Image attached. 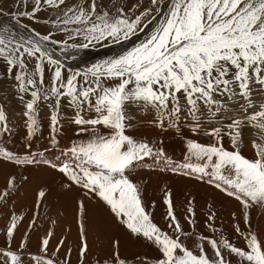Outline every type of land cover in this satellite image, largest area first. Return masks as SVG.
<instances>
[{"label":"snow or ice","instance_id":"snow-or-ice-1","mask_svg":"<svg viewBox=\"0 0 264 264\" xmlns=\"http://www.w3.org/2000/svg\"><path fill=\"white\" fill-rule=\"evenodd\" d=\"M26 2L19 0L21 7ZM147 3L32 0L30 9L14 11L0 5V17L8 18L0 20V170L13 169L0 187V264H71L66 239L52 246L54 230L41 233L35 252L30 248L49 186L36 189L31 218L23 213L24 205L17 210L19 194L33 183L29 169L40 167L59 174L62 189L83 193L76 209L78 264H85L90 251L85 200L93 199L106 206L131 238L155 249L154 264H264V230H253L251 221L253 210L264 213V0ZM41 22L43 33L32 26ZM146 29L144 39L130 50L83 73L65 75L63 63L46 47L119 44ZM44 107L52 149L59 147L65 120L75 126L76 136L88 138L73 142L54 159L45 155L47 147L31 151L42 136ZM141 124L179 136L187 129L210 142L186 138V155L177 162L162 140L130 134ZM18 126L25 130L24 153L9 146L16 142ZM226 138L231 150L224 146ZM245 147L251 148L252 157L243 154ZM15 169L25 174L17 175ZM141 170L149 175H139ZM157 172L206 183L236 201L240 216L232 212L231 219L239 243L216 225L214 205L208 206L204 221L211 235L197 230L193 199L186 200L182 224L167 188L164 220L170 231L156 224L144 190ZM62 250L63 258L58 255ZM129 259L114 239L95 264H129ZM136 264H147V258Z\"/></svg>","mask_w":264,"mask_h":264},{"label":"rangeland","instance_id":"rangeland-1","mask_svg":"<svg viewBox=\"0 0 264 264\" xmlns=\"http://www.w3.org/2000/svg\"><path fill=\"white\" fill-rule=\"evenodd\" d=\"M69 2H71V0H69ZM127 2H129V0H127L126 3ZM131 2H135V0L131 1ZM139 2L142 5H144V6H149L148 3H147V0H140ZM31 4H32V0H27V2L21 7L20 4H19V0H17L16 3H13V0H0V5H4V6L8 7V8H11L13 11L16 10L17 8H20V10H28V9L31 8ZM50 15H54V14H50ZM7 19H8L7 17H0V20H3L5 22L7 21ZM24 23L25 24H30V22L27 21V20H25ZM32 26L36 27L37 30L40 31L41 33L44 32L45 27H46L45 25H43V22H41L40 24H37V25H32ZM13 27H15V26L13 25ZM149 30L150 29H146L145 32L139 33L138 35L131 37L129 40L123 41V42H121L119 44H115V43H111V42H104L102 44H97L95 46H90V47H88L86 49L85 48H80V47H78L76 49H72V48L65 49L62 46H53L51 44H48L46 46L54 53V58H56V59L60 60L61 62L65 63V69H64V74L65 75H68L69 72H71V73H73V72H81V73H83L89 67H92L93 65H95L97 63H101L105 59H110V58L116 57V56L122 54L124 51L130 50L137 43H139L141 40L144 39L146 32L149 31ZM17 32L20 33V34H26V33H24L23 29H17ZM60 35L61 34L57 33L56 38L59 39ZM69 43H72V42L69 41ZM0 70H3V65L2 64H0ZM68 111H69L68 109H65V113H67ZM47 113H48V109L46 107L41 109V118H42L41 119V124H42V128L45 127L46 130H42V136H38L34 140L33 147L31 149V151H33V152L38 151L41 148L44 149L46 147L47 148L51 147V145L48 143V140H49V129H48ZM18 119H19L18 116L16 118H14L13 123H16ZM16 131L18 133V135L15 137V141L16 142H15V144L9 145V146L14 151H17V152H20V153H22L23 151L25 152L26 151V148L24 146L25 145V141H24L25 130H24L23 126H18ZM185 133L191 134L187 129H185L184 134ZM130 134H133V135H135V136H137L139 138H147V139L156 140V141L162 140L163 141V147L166 148L165 151L166 152L170 151V153H168V152L167 153L172 159L174 158L175 161H177L178 157L182 159L183 156H184V154H183V156L181 155L184 150L183 151H182V149L180 150L179 147L175 148L176 141H177V139H179L180 136L176 135L172 131H168L166 133H161L159 130H157L155 128H151V127H148L147 125L141 124V125H138L137 129L134 132L130 133ZM160 134L163 135V136H161ZM169 135H171L172 138ZM165 136L167 137V139L164 138ZM87 138H88L87 135L80 136V137L76 136L75 126L71 125L70 123H68L67 120H65L64 121L63 130L61 131L60 135L58 136L59 147L56 148V149H51L50 148L51 149L50 150L51 151L50 158L55 156L54 153H56V155L59 154L60 150H58V149L60 147H69L73 142H80L81 140H86ZM168 138H169V141H167ZM180 139L182 141H184V142L186 141V143H187V139L185 137L183 139H182V137H180ZM203 140L207 141V142H210L209 138L206 137V136H203V135H200V138H198L197 141L200 142V143H203ZM14 145H17V146H14ZM184 146L186 147V144ZM224 146L226 148H228L229 150H231V146H230L227 138L225 139ZM178 149L180 151H178ZM20 150H22V151H20ZM243 154L245 156L252 157L253 152H252L250 147H245L243 149ZM180 155L182 157H180ZM10 171H13L11 166H4V168L2 170H0V187L3 186L5 176ZM15 172H16L17 175L25 174L23 169H15ZM44 172H46V173L49 172L50 173L51 170H48V169H46L44 167H40L39 169H37V168L36 169L35 168H33V169L31 168V170L29 169V173H30V175L33 178V183L28 185L24 189V191L19 194V197L17 198V210H21V204L24 203L25 200L28 202V205H30V206H32V203L34 201L32 198L35 196V194H34V196H32L31 192H28V191H30L32 189H34V191H36V189L39 188L41 185H48L49 186L48 188H46L47 190L45 189L46 191H49V189H50V194L48 196V200H47V202L45 203V205L43 206V208L40 211L38 231L36 233H33L32 237H31L30 248L32 249L33 252H35V250H36L38 237L41 235V233H43L44 230L47 229L46 226H48V223H50L49 221L47 222L46 220H48L50 218V215H54L55 213L56 214H61V207H60L61 205H60V202L58 200L59 198H57V195H56V194H58V191L56 190L55 184L57 182V184L59 185L62 177L58 176L59 174H57V173L51 172V174H53L54 176L57 177L55 179L56 182L54 184V181L52 179L48 178V174H46ZM143 172L144 173H148L146 170H141L139 172V174L143 173ZM152 174L155 175V176L157 174L159 176V177L158 176L157 177L160 179L159 180V179L155 178V180L158 182L157 185H156V189H159V187L160 188L163 187L162 189H164L165 188L163 186L164 183L168 186L169 190L172 193L174 204H175V201H177V203L175 204L176 214H177V216L180 217L182 224L184 223L186 200L187 199H193L194 200V206L197 209V217H196L197 230L199 232L205 234V235H211L210 231L204 226V221L206 219L205 213L208 210V206L209 205H214L215 206V211L218 214V219L216 220V225L218 226V228H220L224 232L225 236H230L234 243H239V240L235 236V233L233 231V228H232L233 221L231 219V213L232 212H236L237 216L238 217L240 216V207H239V205H238V203L236 201L232 200L231 198H228V197L224 196L222 193H220L215 188H213V187H211V186H209V185H207L205 183H202V182L199 183V184H201L205 188L206 187L207 188L204 189V191H203L202 188L199 189V187H200L199 186L198 187V190H200V193H199V191L196 190V188L193 189V187L197 186L198 183L197 184H192L191 179L188 178V177H181V176L173 175L171 173H158L157 172V173H152ZM46 178L48 180L47 183L44 182V181H47ZM158 180L161 183H159ZM51 181L53 182V184H52ZM152 182H153V185H154L155 182L154 181H152ZM197 182H199V181H197ZM158 185H160V186L158 187ZM74 189L77 190L78 188H74ZM78 190H79V192H82L80 189H78ZM156 191H157V194L152 193V196L154 198L157 197V199H155V200H158V202L156 204L152 203L151 204V208H149V211L153 212V210L155 209L157 213L155 212V210H154L155 213L154 212H153L154 214L152 213L153 216H154L153 219L156 218V219H154V222L156 224H158L161 228H163L165 231H170L169 229H167V223L164 220V216L166 214V206L163 204V195H162L163 192H160L161 191L160 189L156 190ZM24 192L26 194L30 195L29 199L32 200L31 201L32 203L30 201H28L29 199L27 200V196L25 195ZM52 192H54V193H52ZM203 193H204V195H203ZM201 194L203 195V197L201 196ZM52 199H54V200H52ZM216 199H218V200H216ZM213 200H215V201H213ZM56 201H58V204H57ZM77 203L78 202L76 201V205H77ZM219 203H220L221 207L216 206ZM159 204H161V205H159ZM52 205H54V207ZM155 205H157L159 208H157V206H155ZM55 206H56V208H55ZM101 206H102L101 207L102 211H99V210L98 211H90L93 214L94 217L91 218V217L87 216V218L85 220V223H86V225H92L94 223H99L100 224L104 220V222H106L110 226V228H112L116 224V221H115L114 217L113 218L109 217V213H110L109 210L106 211L107 212V214H106V212L104 211L105 206L104 205H101ZM153 206H155V208H153ZM160 206H162V207H160ZM51 207H53L54 209L51 208ZM29 209H30V207L28 208V210ZM58 209H59V211H58ZM25 210L26 209L23 207L22 211H23V213L27 214V217L29 215L30 216L33 215V211H31V210L25 211ZM220 210H221V212H220ZM51 212H52V214H51ZM99 216L101 218H99ZM104 216H107V218L104 219ZM88 218H90L91 220L88 221ZM251 221H252L253 230H256V229L264 230V213H262L260 209L257 208V209H255V210H253L251 212ZM27 223H28V221L25 220L24 221V226L21 227L20 228V232L17 233V240H19L20 234L24 232L25 227L27 226ZM50 225H51L50 228H53L54 224L50 223ZM240 226L242 228H244V224H243L242 220L240 221ZM2 227H3V220H0V228H2ZM185 227H186V229H188V226L186 224H185ZM50 228L48 227V229H50ZM188 230L191 231V229H188ZM54 232H55V238L52 241L54 243L53 246H55L56 241H57L56 237L58 236L57 235V231H54ZM72 234H73L72 235V240L73 241L71 243L65 244V250L68 249V248L72 249L71 264H78L79 235H78V232H75V233H72ZM2 244H3V238H2V235H0V245H2ZM135 247L136 246H129V249L135 250ZM89 248H90V251L88 253V257H87V259L85 261V264H95L96 258L98 256L94 257L90 253L99 254V249H97L96 247H91V246H89ZM49 251L51 252L52 248H50ZM64 254H65V251L62 250L58 255L61 258H63ZM155 255H158V253H155ZM129 258H130L129 259V264H136L137 259L144 260L145 258H147V264H154L155 256L149 254L148 256L140 255V256H131Z\"/></svg>","mask_w":264,"mask_h":264},{"label":"bare ground","instance_id":"bare-ground-1","mask_svg":"<svg viewBox=\"0 0 264 264\" xmlns=\"http://www.w3.org/2000/svg\"><path fill=\"white\" fill-rule=\"evenodd\" d=\"M127 1V0H126ZM131 1H134V0H131ZM140 1V0H139ZM171 134V133H170ZM161 135V134H160ZM159 135V136H160ZM161 136H163V135H161ZM160 136V137H161ZM170 137H171V135H169ZM159 137V138H160ZM180 137H182V139L185 137V138H192V139H196V140H198V138H200V136H195V137H193L192 136V134H188V133H185L183 136H180ZM180 137H179V139H177V141H176V146H175V148H180V150L182 149V151H183V153L181 154L182 156H183V154H184V156L186 155V147L184 146L185 144H186V141L184 142V141H182L181 139H180ZM151 138V137H150ZM164 138H166L167 139V137L165 136ZM172 138V137H171ZM202 138V137H201ZM161 139V138H160ZM165 140V139H164ZM185 140V139H184ZM167 141H169V138H168V140ZM166 142V141H165ZM203 143H209V142H207V141H204L203 140ZM164 149H166L165 147H164ZM179 149H178V151H180ZM177 151V150H176ZM168 152V151H167ZM168 153H170V151L168 152ZM172 153V152H171ZM180 153V152H179ZM48 155V156H47ZM180 155V157H182ZM46 156L47 157H49L50 158V156H51V154H46ZM179 156V155H178ZM184 156H183V158L182 159H184ZM175 157V156H174ZM52 159H54L55 158V156L54 157H51ZM181 158H179L178 157V159H177V162L179 161H181L182 160ZM173 160H174V158H173ZM33 169V168H32ZM36 169V168H35ZM31 170V169H30ZM44 173H46V172H44ZM51 173V172H50ZM46 174H49V172L48 173H46ZM50 175V174H49ZM56 175V174H55ZM139 175H142V176H148L149 175V173H140ZM59 176V175H58ZM158 175L156 174V176L155 175H151V180H150V182L146 185V187H145V190H144V199H145V203L149 206V208H151V204L153 203H157L158 202V200H155V199H157V197H153L152 196V193H155V194H157V191L156 190H161L160 192H163V187L162 188H160L159 186L160 185H158V187H159V189H156V185H157V181L155 180V178L156 179H159L158 177H157ZM177 177V176H176ZM182 177V176H181ZM57 177L56 176H53V180H54V184H55V182H56V179ZM191 179V181H192V184H197L198 183V185L197 186H194L193 187V189L194 188H196V190H198V187H199V189H203V191H204V189H206L203 185H201V184H199V183H201L200 181L199 182H197V180H195V179H192V178H190ZM3 180V179H2ZM46 180H47V178H46ZM58 180V179H57ZM160 180V179H159ZM158 180V181H159ZM152 181H154L155 182V184L153 185V182ZM45 183H47L48 182V180L47 181H44ZM52 182V181H51ZM61 182V181H60ZM159 183H161L160 181H159ZM203 183V182H202ZM52 184H53V182H52ZM163 184V183H162ZM206 184V183H205ZM32 186V185H31ZM162 186V185H161ZM165 188H167V189H169L168 188V186L164 183V185H163ZM30 187V186H29ZM55 187H56V190L58 191V194H56L57 195V198H59L58 200H59V202H60V207H61V214H54V215H50V218L48 219V220H46L47 222L49 221L50 223H52L51 221H55V223H53L54 225H53V228H50V223H48V226H46L47 228L49 227L50 229H54V228H56L57 229V237H56V239H61V238H64V239H66V243H71L73 240H72V233H75V232H78V218H77V205H76V201L78 202V200L80 199V198H82L83 197V193L82 192H79V190L77 189H72L71 191H66V190H64V189H62L61 187H60V184L58 185L57 184V182H56V184H55ZM157 187V188H158ZM47 190V189H46ZM210 190V189H209ZM199 191V193H200V190H198ZM23 192V191H22ZM32 192V191H31ZM159 192V191H158ZM202 192V191H201ZM52 193H54V192H52ZM205 193V192H204ZM204 193H203V195H204ZM32 194V196H34V194L35 193H31ZM154 194V195H155ZM160 194V193H159ZM158 194V195H159ZM163 195V194H162ZM203 195L201 194V196L203 197ZM207 195V194H206ZM27 196V200L29 199V197H30V195L28 194V195H26ZM161 196V195H160ZM198 196V195H197ZM199 197V196H198ZM197 197V198H198ZM207 197V196H206ZM210 197V196H209ZM54 198V197H53ZM214 198V197H213ZM220 198V197H219ZM218 198V199H219ZM33 200L35 199V196L32 198ZM51 199V198H50ZM66 199V200H65ZM196 199V198H195ZM204 199V198H203ZM215 199V198H214ZM218 199H216V200H218ZM52 200H54V199H52ZM201 200V199H200ZM211 200V199H210ZM221 200V199H220ZM28 201H32V200H28ZM162 201V200H161ZM160 201V202H161ZM213 201H215V200H213ZM25 203H22L23 205H24V208L26 209L25 211H27L28 210V208L30 207V209H31V206L30 205H28V204H26V200L24 201ZM51 202V201H50ZM57 202V204H58V201H56ZM32 203V202H31ZM85 203L87 204V207H88V213H87V216L88 217H91V218H93L94 216H93V214L90 212V211H102L101 210V205H103L102 203H100V202H98L96 199H93V200H91V201H87V200H85ZM177 203V201H175V204ZM216 203V202H215ZM222 203V202H221ZM21 204V205H22ZM33 204V203H32ZM52 204V203H51ZM54 204V203H53ZM56 204V203H55ZM56 204V205H57ZM217 204V203H216ZM159 205H161V204H159ZM53 207H54V205H52ZM58 206V205H57ZM155 206H157V205H155ZM155 206H153V208H155ZM216 206H218V207H221V205H220V203L218 204V205H216ZM223 206V205H222ZM53 207H51V208H53ZM59 207V208H60ZM160 207H162V206H160ZM55 208H56V206H55ZM104 208V207H103ZM102 208V209H103ZM157 208H159L158 206H157ZM29 209V210H30ZM54 209V208H53ZM52 209V210H53ZM222 209V208H221ZM28 210V211H29ZM108 209L106 208V206H105V209H104V211L106 212ZM153 210V209H152ZM155 210V209H154ZM154 210H153V212H154ZM160 210V209H159ZM55 211V210H54ZM58 211H59V209H58ZM31 212V211H30ZM53 212V211H52ZM52 212H51V214H52ZM152 212V213H153ZM155 212H156V210H155ZM154 212V213H155ZM220 212H221V210H220ZM60 213V212H59ZM109 213V212H108ZM153 213V214H154ZM157 213V212H156ZM106 214H107V212H106ZM223 214V213H222ZM225 215V214H224ZM29 217V216H28ZM109 217H111V218H113V216L111 215V213H109ZM154 217V216H153ZM99 218H101L100 216H99ZM107 218V216H104V219H106ZM154 219H156V218H154ZM89 220H91L90 218H88V221ZM226 221V220H225ZM112 225V224H111ZM87 233H88V244H89V246H91V247H96L97 249H99V254H94V253H90L91 255H93L94 257L95 256H102L103 254H104V252H106L109 248H110V246H111V244H112V242H113V240L115 239V240H119L120 241V243H121V252H122V255H125V256H128V257H131V256H140V255H146V256H148L149 254L150 255H153V256H156L155 255V253H156V251H155V249L152 247V246H150V245H148L146 242H144V241H139V242H137V241H135V239L134 238H131L130 236H129V234L126 232V230H124L123 229V227L122 226H120L117 222H116V224L112 227V228H110V226L106 223V222H104V220L102 221V223H94V224H92V225H87ZM40 235V234H39ZM54 245V243L52 242V246ZM129 246H136L135 247V250H133V249H129ZM54 247V246H53ZM92 256V257H93Z\"/></svg>","mask_w":264,"mask_h":264},{"label":"crops","instance_id":"crops-1","mask_svg":"<svg viewBox=\"0 0 264 264\" xmlns=\"http://www.w3.org/2000/svg\"><path fill=\"white\" fill-rule=\"evenodd\" d=\"M42 130H46L45 127H43ZM49 174H50V175H49ZM49 174H48V178L52 179L54 175L51 174V173H49ZM52 180H53V179H52ZM53 181H54V180H53ZM31 191H32V192H31ZM28 192L35 193L34 189H32V190H30V191H28ZM24 193H25V192H24ZM26 195H28V194H26ZM24 203H25V202H24ZM26 204H28L27 201H26ZM26 215H27V214H26ZM29 217L31 218L32 216L29 215ZM43 229H44V228H43ZM47 229H48V228H47ZM51 230L57 231L56 228L51 229ZM66 244H67V243H66Z\"/></svg>","mask_w":264,"mask_h":264}]
</instances>
